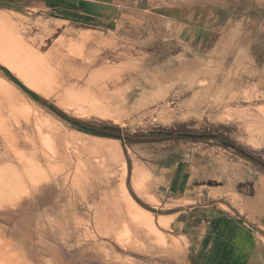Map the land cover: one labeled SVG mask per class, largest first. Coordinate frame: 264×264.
Returning <instances> with one entry per match:
<instances>
[{"label": "rangeland", "instance_id": "374dc122", "mask_svg": "<svg viewBox=\"0 0 264 264\" xmlns=\"http://www.w3.org/2000/svg\"><path fill=\"white\" fill-rule=\"evenodd\" d=\"M5 12L0 10V54H13L40 82L42 93L0 65V76L26 98V103L16 98L17 112L0 96V155L20 171H28L36 157L48 172L47 178L27 182L18 195L0 199V264H200V252L191 253L184 237L159 225L165 240L136 228L127 213L123 180L155 210L156 223L175 205L188 204L176 197L190 185L202 203L216 198L221 208L234 207L233 214L250 220L242 215L241 221L263 232L264 207L260 211L258 206L264 195L242 200L227 188L213 186H223L227 175L241 185L242 178L264 172L238 150L264 161V132L242 115L264 105V12L241 10L238 15L248 13L240 37L258 61L251 63L241 51L236 63H227L221 71L209 64L162 69L155 55L139 49L134 39L74 24L56 31L60 22L11 15L12 21ZM43 111L62 121L59 133L50 135L39 123H47ZM71 118L117 125L137 139L166 135L170 129L187 138L130 145L123 138L84 133ZM211 131L212 140L202 138ZM91 143L93 148L84 150ZM47 155L55 172L48 168ZM169 158L177 164L164 170L161 164ZM6 164L0 161V167ZM137 166L145 170L140 193L131 184ZM163 179L175 187V194L156 202L152 190L156 194ZM242 202L255 208L244 211ZM173 219L170 216V222ZM263 236L258 239L264 241Z\"/></svg>", "mask_w": 264, "mask_h": 264}, {"label": "crops", "instance_id": "0c3cea01", "mask_svg": "<svg viewBox=\"0 0 264 264\" xmlns=\"http://www.w3.org/2000/svg\"><path fill=\"white\" fill-rule=\"evenodd\" d=\"M0 10L19 19L60 22L56 31L74 24L134 39L139 49L155 55L162 69L209 64L221 71L227 63H236L241 51L250 56L251 63L258 61L240 37L248 13L244 18L238 15L241 10L264 12V0H0ZM171 158L162 162L164 170L177 164ZM238 184L227 175L223 186L213 188H227L242 200L244 196L253 201L264 195V172L242 178ZM152 191L157 202L169 193L174 196L175 187L163 179L157 193ZM193 194L187 185L176 198L188 204L175 205L165 214L174 217L168 231L184 237L191 253L192 249L200 252V264H264V241L258 239L264 235V219L263 232L255 231L240 220L244 214H233L234 207L223 209L216 198L202 203ZM243 204L244 211L255 208ZM258 207L263 211L264 200Z\"/></svg>", "mask_w": 264, "mask_h": 264}, {"label": "bare ground", "instance_id": "6f19581e", "mask_svg": "<svg viewBox=\"0 0 264 264\" xmlns=\"http://www.w3.org/2000/svg\"><path fill=\"white\" fill-rule=\"evenodd\" d=\"M5 15L8 19L15 21L9 12L6 11ZM6 52H8L9 54L12 53L11 50H9L8 48H6ZM0 65L4 68L8 69L9 71L15 72L17 74V77L19 79H21L22 83L24 85H26L30 90H33L36 93L37 92L42 93V89L39 85L40 82L38 84V82H36L37 78H35L28 70L24 69V67L21 64H18V62L14 58L13 54H11V55H7V54L1 55L0 54ZM0 96L2 97L3 100L6 101V103H7L6 106H8V104H9L11 111L14 110V111L18 112V108H19L18 103L19 102L16 100V98H18V100L20 102L26 103L25 102L26 98H25V95L23 94V92H21V90L19 91L17 89V87L14 86L9 80H7L6 78L1 77V76H0ZM36 107L39 108L40 110H43L38 105ZM9 111H10V109H9ZM225 115L223 114L222 117H224ZM242 115H244V117H246V119H248V120L250 119L251 121H254L255 125H257L258 128L264 132V105L259 106L255 112L242 113ZM43 116H45V117H43V118H45V120L47 119L46 125H43V123H44L43 119H39L40 120L39 123L45 127L44 128V129H46L45 131H47V133L49 132L50 135H55V133H59L60 126L63 125L62 121L59 118L54 117V116H52L49 113L44 112V111H43ZM39 118H42V117H39ZM57 135L62 136V137L64 136L61 133L57 134ZM89 135H91V134H89ZM111 139L116 140L113 138H111ZM32 141L33 140H31L30 142H31V145L33 146V144L35 142H32ZM33 147L35 148L36 146H33ZM86 147H84V150H89V149L93 148V143L88 145L89 148H86ZM6 158L7 157H2L0 155V161L3 160V162H7V164L5 166L0 167V199L1 200L4 199L5 197L18 195L19 193L23 192V189L26 186L27 182L34 181V180H36V178H39V176L42 177V175H45V178H47V172H48L47 168L44 169L45 165L42 166L41 160L40 161L36 160L35 159L36 157L34 158V156H32V158H34L35 162L33 160L31 162V160H30V163L31 164L33 163L32 164L33 166L29 165L28 171L27 170L24 171L25 169L24 170L21 169L22 171H20V170H18L19 168L12 167L13 165L11 166V164H9L10 160L6 159ZM45 159H46V162L49 166L48 168H50L52 171L55 172L56 167H55V165H52L53 163L50 161L51 158L48 156ZM30 167H32V169ZM123 167H124V173L127 174L128 167H127L126 161L123 163ZM144 172H145V170L141 167L139 168L138 166L133 171L131 184H133L134 190L138 193H140V191L142 189L141 188V185H142V183H141L142 178L141 177L143 176ZM121 184H122L121 190H122L123 197L125 198V200L128 203V205H126L127 213L129 215V217H131L133 223L136 225V228L139 231H141V230L142 231H148V233H159L160 236L165 240V235H164L163 231L159 228V226L162 228H169L171 225L170 216L159 215L158 222L156 223L155 217L153 216V213L150 210H148L147 208H145L144 206L140 205L137 202V200L134 199V197L132 196V194L128 188V185L126 184V181L123 180V182ZM126 233H127V231H126ZM145 234H147V233H145ZM146 236H148V235H146Z\"/></svg>", "mask_w": 264, "mask_h": 264}, {"label": "trees", "instance_id": "16d2710c", "mask_svg": "<svg viewBox=\"0 0 264 264\" xmlns=\"http://www.w3.org/2000/svg\"><path fill=\"white\" fill-rule=\"evenodd\" d=\"M40 102L44 103L45 105H47L48 102H46L43 99L38 98ZM51 109H55L56 112H58L60 114V116L64 117L66 115H64L62 112H60L58 109H56L55 107H51ZM67 118V117H64ZM71 121L75 124V128L87 133V134H93L96 136H100V137H110V138H116L119 140L125 139L130 145L132 144H138L139 142H156V141H170L173 139H183V138H187L185 137V133L179 132L176 129H170V130H166V135H156V136H142L141 138L137 139V137H135V135H130V134H126L124 135L122 133V130L120 129L119 126L117 125H107V124H97V123H86L84 121H81L77 118H71ZM214 134L211 132H209L208 134H206V136L202 137V138H208L209 140H212V138H214ZM239 152L241 151L244 155H246L250 160H252L255 164H259L264 168V161L260 158H255L250 156V154H248L247 152H245L241 147L238 148ZM128 166H130V161L128 160ZM132 196L134 197L135 200H137V202L144 206L145 208H147L148 210L155 212V210L149 206L148 204H146L143 200H140L136 194L130 190Z\"/></svg>", "mask_w": 264, "mask_h": 264}, {"label": "water", "instance_id": "95a60500", "mask_svg": "<svg viewBox=\"0 0 264 264\" xmlns=\"http://www.w3.org/2000/svg\"><path fill=\"white\" fill-rule=\"evenodd\" d=\"M3 69H5L6 71H9L8 69H6V68H4V67H3ZM18 86H21V87L24 89V91L29 92V89L26 88V87H24V86H22L21 84H20V85L18 84ZM189 134H190V135H195V134H192V133H189Z\"/></svg>", "mask_w": 264, "mask_h": 264}]
</instances>
